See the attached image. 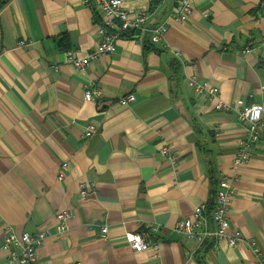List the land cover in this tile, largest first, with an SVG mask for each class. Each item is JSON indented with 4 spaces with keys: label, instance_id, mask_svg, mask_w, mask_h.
Wrapping results in <instances>:
<instances>
[{
    "label": "crops",
    "instance_id": "crops-1",
    "mask_svg": "<svg viewBox=\"0 0 264 264\" xmlns=\"http://www.w3.org/2000/svg\"><path fill=\"white\" fill-rule=\"evenodd\" d=\"M122 1L166 23L165 48L128 32L82 73L67 56L96 48L100 21L86 0H9L0 11V264L5 239L23 233L45 235L39 264H261L264 124L230 202L238 245L198 243L172 228L212 201L246 128L190 83L216 88L223 104L260 105L264 119V0H191L180 23L173 0ZM90 84L100 94L92 101L84 98ZM129 94L134 101L119 106ZM89 125L96 131L83 139ZM164 142L179 157L176 170L160 155ZM128 234L156 238L158 258L132 251Z\"/></svg>",
    "mask_w": 264,
    "mask_h": 264
},
{
    "label": "built area",
    "instance_id": "built-area-1",
    "mask_svg": "<svg viewBox=\"0 0 264 264\" xmlns=\"http://www.w3.org/2000/svg\"><path fill=\"white\" fill-rule=\"evenodd\" d=\"M86 3L92 7L97 13L100 23L96 27L97 45L93 52L84 58H75L71 52L68 53L67 62L70 63L78 72H84L85 67L90 62L113 54L116 50L119 38L125 33L133 34L132 41L140 44L146 38L153 46L161 49L165 48V34L168 27L165 22L152 24V13L150 12H132L123 7L122 0H86ZM173 21L184 22L190 16L193 6L191 0H173ZM28 43L19 41L18 48L26 49ZM228 48H225L227 50ZM249 46L246 47L242 54L249 53ZM194 92L203 94L204 96L217 100L216 110L231 114L245 125L243 138L239 141L237 152L230 166L231 175L221 177L214 193V200L211 210H208L206 204L194 207L191 214L187 218H181L176 221L172 231L182 237L194 240L198 243H204L208 240L216 243L224 242L230 248L238 245L242 240L239 231L231 230L229 224V208L232 197L236 193L235 183L239 179V168L245 166L251 156V149L258 143L260 139L261 129L264 124L262 118L263 108L260 105H245L238 102L236 106L223 104L219 100V91L205 83L191 82ZM99 90L92 84L86 86L84 92L85 100L92 101L98 97ZM134 101L133 94H129L117 101L119 106H126ZM96 131L94 125L87 126L83 139L90 138ZM160 155L163 156L165 162L172 170H176L179 164V157L172 151L171 147L164 142L160 145ZM62 175L58 176L61 179ZM88 188L85 184L81 186L80 197L86 198ZM59 222L69 218L67 212H61L56 216ZM107 234L106 226L100 228L102 238ZM45 239L44 234L23 233L20 235L8 236L2 247L6 252L7 264H39L37 258V249ZM125 240L129 248L135 253L147 252L153 258H158L160 252V244L153 236L146 234H128ZM247 247L252 250L254 255H258L259 251L253 240L246 241Z\"/></svg>",
    "mask_w": 264,
    "mask_h": 264
},
{
    "label": "trees",
    "instance_id": "trees-1",
    "mask_svg": "<svg viewBox=\"0 0 264 264\" xmlns=\"http://www.w3.org/2000/svg\"><path fill=\"white\" fill-rule=\"evenodd\" d=\"M9 0H0V11L2 10V8L7 4ZM132 38H133V34H132ZM177 74H178V68H177V65L175 63H172L171 65V79H173V82L175 83L176 82V77H177ZM210 164V167L212 168V165L211 163ZM215 188V186H214ZM216 189V188H215ZM214 193H215V190L213 189V192H212V201L207 204L208 206V210L210 211L211 210V207L213 205V200H214Z\"/></svg>",
    "mask_w": 264,
    "mask_h": 264
},
{
    "label": "bare ground",
    "instance_id": "bare-ground-1",
    "mask_svg": "<svg viewBox=\"0 0 264 264\" xmlns=\"http://www.w3.org/2000/svg\"><path fill=\"white\" fill-rule=\"evenodd\" d=\"M260 257V256H259ZM259 257H258V259H259ZM261 264H264V261H261Z\"/></svg>",
    "mask_w": 264,
    "mask_h": 264
}]
</instances>
